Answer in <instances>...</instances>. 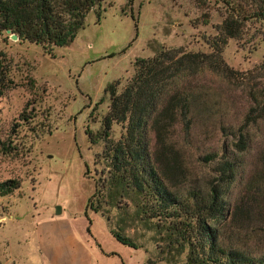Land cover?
Returning <instances> with one entry per match:
<instances>
[{
  "label": "rangeland",
  "instance_id": "1",
  "mask_svg": "<svg viewBox=\"0 0 264 264\" xmlns=\"http://www.w3.org/2000/svg\"><path fill=\"white\" fill-rule=\"evenodd\" d=\"M224 16L220 0H104L87 14L72 43L52 46L49 53L40 44L13 40L0 30V77L4 78L0 83V181L20 183L13 192L0 195V264H73L69 236L53 231L61 226L71 227L77 244L92 246L90 255L98 254V264H182L186 260L187 248L179 253V247H167L164 233L137 218L126 217L124 230L138 244L135 250L109 233L100 213L86 211L104 167L97 156L103 143L91 144L86 128L93 133L101 129L109 105L104 89L118 81L120 92L134 73L136 58L153 56L161 45L210 52L207 39L217 34L216 26ZM221 54L239 72L260 64L264 22L247 21L242 36L229 38ZM257 81L264 84V75ZM200 84L209 89L214 112L203 123L207 113L199 109L193 146L183 150L189 169L185 185L201 182L211 173L201 156L220 150L223 141L230 142L231 136L226 139L215 122L237 126L247 106V86L241 78L212 75ZM123 132L121 123H113V139ZM249 137L251 147L241 156L240 178L229 191L230 206L242 189L240 179L255 170L264 147V121L250 129ZM57 205L60 214H55ZM110 213L118 218L114 209ZM36 223L51 226L48 236L55 250L45 260L35 251ZM217 226L232 241L264 245V219L257 215L233 218L230 211ZM98 243L115 253L101 257Z\"/></svg>",
  "mask_w": 264,
  "mask_h": 264
},
{
  "label": "trees",
  "instance_id": "2",
  "mask_svg": "<svg viewBox=\"0 0 264 264\" xmlns=\"http://www.w3.org/2000/svg\"><path fill=\"white\" fill-rule=\"evenodd\" d=\"M103 1L0 0V30L40 44L49 53L52 46L72 43L87 14ZM220 1L225 16L216 26L217 34L207 39L210 52L161 45L153 56L135 59L134 73L120 92L118 81L105 87L109 105L101 129L93 133L86 128L91 144L102 141L97 156L104 163L100 184L96 183L88 197L86 211L100 213L111 235L134 249L138 244L124 234L126 217L150 225L165 234L167 247H179V253L187 248L182 264H264V245L232 241L217 226L230 211L233 218L257 215L264 219V147L253 173L240 179L242 189L233 206L228 200L239 177L241 156L251 147L250 129L264 121V84L257 81L264 75V60L239 72L221 54L229 38L242 36L247 21L264 22V0ZM212 75L225 80L241 78L247 86V106L237 126L215 122L226 139L231 136L230 142L223 141L220 150L201 156L211 173L201 182L185 185L189 169L183 150L193 146L199 109L208 114L203 123L214 112L209 89L200 84L203 77ZM113 123L124 128L117 140L111 137ZM19 186L16 179L2 180L0 195ZM112 209L118 218H113Z\"/></svg>",
  "mask_w": 264,
  "mask_h": 264
},
{
  "label": "crops",
  "instance_id": "3",
  "mask_svg": "<svg viewBox=\"0 0 264 264\" xmlns=\"http://www.w3.org/2000/svg\"><path fill=\"white\" fill-rule=\"evenodd\" d=\"M61 212H62V209H61ZM42 225L44 226L42 227ZM50 228L51 226L47 227L45 226L44 223L43 224L41 223L40 225L36 223L37 234H36V240H35L36 241L35 251L37 252L39 256L42 257L43 260H45L46 256L49 254L50 251L55 250L53 247V244L52 243L50 244L51 241L49 240V236H48V233H50ZM53 231L54 233H58L60 236L61 235L64 237L69 236V241L67 245L70 246L71 250H73V258H72L73 264H98V261H99L98 254L95 252L94 253L95 257L90 255V250H92V246L90 244H86V245L79 244V243L77 244L76 243L77 240L75 239V234L74 235L72 234L73 230L71 229V227L61 226L60 229L58 230L53 229ZM91 237H94V235L91 234ZM93 241L96 242V238ZM98 247L100 249L101 257H104L105 259H107V256L113 255L115 253V251H111L109 249L104 248L101 244H99ZM135 250H138V249H135ZM37 264H46V263L38 261Z\"/></svg>",
  "mask_w": 264,
  "mask_h": 264
},
{
  "label": "water",
  "instance_id": "4",
  "mask_svg": "<svg viewBox=\"0 0 264 264\" xmlns=\"http://www.w3.org/2000/svg\"><path fill=\"white\" fill-rule=\"evenodd\" d=\"M7 32H10V30H7ZM10 37H11V39H13V40H17L18 39V36L16 35V34H14V33H12L11 35H10ZM61 212V207L59 206V205H57L56 207H55V213L56 214H59Z\"/></svg>",
  "mask_w": 264,
  "mask_h": 264
}]
</instances>
